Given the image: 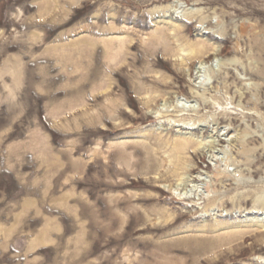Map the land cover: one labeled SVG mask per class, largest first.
I'll return each instance as SVG.
<instances>
[{"label": "rangeland", "instance_id": "obj_1", "mask_svg": "<svg viewBox=\"0 0 264 264\" xmlns=\"http://www.w3.org/2000/svg\"><path fill=\"white\" fill-rule=\"evenodd\" d=\"M0 264H264V0H0Z\"/></svg>", "mask_w": 264, "mask_h": 264}, {"label": "bare ground", "instance_id": "obj_2", "mask_svg": "<svg viewBox=\"0 0 264 264\" xmlns=\"http://www.w3.org/2000/svg\"><path fill=\"white\" fill-rule=\"evenodd\" d=\"M118 23V21L116 22V20L115 19H110V24H111V27L113 28L114 26H116V24ZM124 29H125V31H127L126 29V27H124ZM116 29H114V31H115ZM126 34H128L127 32H125ZM115 43V41H112L111 42V44H114ZM119 45H124V43H119V42H117ZM144 147H146V146H144ZM130 161H128V162H126L125 163V165L127 166V168H128V170H131V169H133L134 167L132 166V164L131 163H129ZM255 230V229H254ZM239 231H240V229H239ZM241 234H243L244 235V232L243 233H241ZM246 234V233H245Z\"/></svg>", "mask_w": 264, "mask_h": 264}]
</instances>
